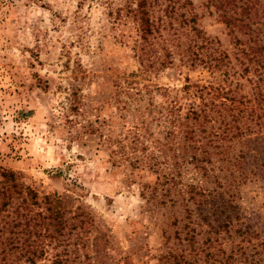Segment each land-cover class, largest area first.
<instances>
[{
	"label": "rangeland",
	"instance_id": "obj_1",
	"mask_svg": "<svg viewBox=\"0 0 264 264\" xmlns=\"http://www.w3.org/2000/svg\"><path fill=\"white\" fill-rule=\"evenodd\" d=\"M207 3L177 0L165 38L181 29L180 46L156 37L150 49L137 24L118 16L125 0H0V169L17 172L39 196L0 198V264H264V165L228 183L219 170L205 178L184 163L178 186L219 193L200 212L180 195L173 204L147 161L134 167L108 142L163 162L160 150L172 157L171 142L157 118L168 92L186 103L187 85L240 95L257 85L261 71L244 65L248 36L232 34ZM168 4L154 15L163 17ZM193 16L211 42L199 49L204 62L189 59L193 23L183 21ZM222 53L228 68L206 65ZM142 122L139 141H125L130 124ZM46 195L65 202L64 226ZM189 215L203 226L194 243Z\"/></svg>",
	"mask_w": 264,
	"mask_h": 264
},
{
	"label": "trees",
	"instance_id": "obj_2",
	"mask_svg": "<svg viewBox=\"0 0 264 264\" xmlns=\"http://www.w3.org/2000/svg\"><path fill=\"white\" fill-rule=\"evenodd\" d=\"M163 2L169 3L162 9L163 17H156L155 7L158 5L162 7ZM125 3L124 8L118 9V16L122 18L125 14L129 20L137 24V32L141 41L150 49H155L153 43L149 44V41L156 37L162 38L166 43H176L177 47L180 46L179 42L183 33L181 29H172L174 39L171 41L165 38L168 25L170 29L174 27L171 20L178 15L177 0H125ZM207 6L216 9L232 34L248 36L246 47L242 49L247 61L244 64L245 70L261 71L258 83L252 88L251 93L240 95L239 92L233 93L232 90L228 91L222 86L216 88L187 85L184 87L186 103H183L176 95L170 97L171 92H168V100L170 99L168 108L164 112H159L160 116L157 118V121H160L165 128L164 133L167 139L171 142V148L168 150L172 152V157L168 156L165 150H160L167 157L163 162L153 154L147 157L139 156L137 148L129 149L122 140L115 141L108 138L112 146L120 149V152L113 150L112 155L120 153L121 159L130 161L134 167L141 161H147L146 164L156 175L157 183H159L157 188L161 186V183L168 186L165 190V197L173 199L172 203L177 204L172 195H180L186 203L193 202L196 210L200 212H204L207 206L212 205V202L216 203L219 193L205 189L199 184H189L185 188L178 186V179L181 181L183 178L182 165L184 163L194 164L197 173H202L205 178L209 177V173L219 170L225 174L228 183L238 181L242 176H247L244 174L248 170L264 165V137H261L264 134V0H208ZM196 18L197 16H193L183 21L184 26L193 23L191 30L194 35L189 38L187 48H191L192 53L189 59L194 62H204L199 49L206 46L211 47V42H205L203 32L196 28ZM199 41L203 43L200 45ZM238 42L244 45L241 40ZM167 54H170L168 49ZM226 58L228 59L226 54L222 53L220 58L214 59V64L206 65L209 68H220L221 65L228 68L230 63L225 62ZM225 76L228 74L225 73ZM165 112H167L166 117ZM145 128L146 122H142L140 126L130 124L124 136L125 141L134 138L132 142L136 144L139 141H136L137 135L140 134L141 129ZM253 135L258 136L254 141ZM0 171L2 177L0 198L9 201L15 195L23 196L26 191V196L38 202V193L30 186L25 187L17 172L6 169H0ZM157 188L155 191L158 190ZM42 199L45 205H48V210L56 215L55 219L59 220V224L64 226L65 202L63 199L53 195H46ZM229 204L233 205V201L230 200ZM187 212L193 214L190 207ZM189 216L191 221L189 227L193 226L194 229L191 228L192 232L188 233V239L194 243L197 239L196 228H203V226L200 223H194L193 216ZM222 227L229 229L230 223Z\"/></svg>",
	"mask_w": 264,
	"mask_h": 264
}]
</instances>
